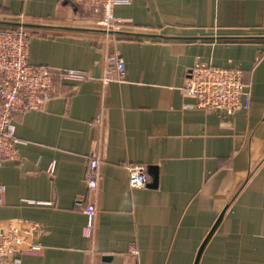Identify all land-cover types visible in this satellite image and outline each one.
Instances as JSON below:
<instances>
[{"label": "crops", "instance_id": "crops-1", "mask_svg": "<svg viewBox=\"0 0 264 264\" xmlns=\"http://www.w3.org/2000/svg\"><path fill=\"white\" fill-rule=\"evenodd\" d=\"M113 15L114 31L142 37L100 31L75 0H0V28L27 24L30 65L85 74L56 77L51 99L15 116L0 222L44 230L43 254L22 264H264V0H130ZM114 54L126 80L104 85ZM200 63L243 72L242 108H198L183 94ZM130 165L147 169L146 188L130 186ZM86 204L97 209L91 237Z\"/></svg>", "mask_w": 264, "mask_h": 264}, {"label": "built area", "instance_id": "built-area-1", "mask_svg": "<svg viewBox=\"0 0 264 264\" xmlns=\"http://www.w3.org/2000/svg\"><path fill=\"white\" fill-rule=\"evenodd\" d=\"M80 5L100 16L97 27L114 30L119 22L113 15L118 5L130 4V0H76ZM29 33L24 27L0 28V174L3 160L17 158L15 116L39 110L46 100L56 93V77L81 81L85 74L76 70H59L45 65L32 66L28 62ZM107 69L102 78L104 85L126 80L125 61L114 54L107 59ZM183 94L196 100V107L226 111L232 114L242 108L245 93L243 72L236 68H215L207 64H196L181 88ZM104 114L96 115L91 126H103ZM100 158L96 154L86 157L84 180L91 193L98 192L102 174ZM129 182L133 189H143L149 184L144 166L130 165ZM54 172V164L49 167ZM5 187L0 178V207L3 204ZM82 204V202H81ZM87 225L84 235L91 237L96 231L97 209L94 204L84 208ZM43 227L39 222H0V264H22L26 256H41L44 246L41 238Z\"/></svg>", "mask_w": 264, "mask_h": 264}, {"label": "water", "instance_id": "water-1", "mask_svg": "<svg viewBox=\"0 0 264 264\" xmlns=\"http://www.w3.org/2000/svg\"><path fill=\"white\" fill-rule=\"evenodd\" d=\"M7 26H11V27H24L27 29V24L25 23H7L5 24ZM100 31L102 32H107V33H116V34H120V35H127V36H141L140 34L137 33H125V32H121V31H114V30H105V29H100ZM151 37V36H149Z\"/></svg>", "mask_w": 264, "mask_h": 264}, {"label": "trees", "instance_id": "trees-1", "mask_svg": "<svg viewBox=\"0 0 264 264\" xmlns=\"http://www.w3.org/2000/svg\"><path fill=\"white\" fill-rule=\"evenodd\" d=\"M75 2H76V0H75ZM77 3V2H76ZM78 5H80L79 3H77ZM83 6V5H82ZM85 7V6H84ZM89 10V9H88ZM93 15H94V13L91 11V10H89Z\"/></svg>", "mask_w": 264, "mask_h": 264}]
</instances>
